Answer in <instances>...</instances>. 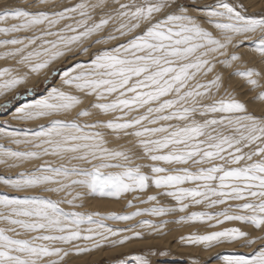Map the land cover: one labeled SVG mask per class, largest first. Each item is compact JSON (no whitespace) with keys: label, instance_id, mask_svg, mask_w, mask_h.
I'll use <instances>...</instances> for the list:
<instances>
[{"label":"snow or ice","instance_id":"snow-or-ice-1","mask_svg":"<svg viewBox=\"0 0 264 264\" xmlns=\"http://www.w3.org/2000/svg\"><path fill=\"white\" fill-rule=\"evenodd\" d=\"M245 43L252 66L239 52ZM0 61L11 62L0 64V96L33 76L59 79L12 114L46 124L0 121L7 141L0 163L41 161L0 175V185L24 193L0 194V264H65L72 253L142 238L136 227L159 232L168 223L113 229L105 219L176 212L186 213L179 223L250 227L181 239L206 248L239 241L250 255L222 264H264V235L253 234L264 233V112L249 111L226 83L239 77L252 100L264 102V13L247 14L241 0H15L0 7ZM61 61L72 62L52 67ZM11 103L0 104V116ZM153 187L140 200L151 206L128 214L75 210L86 197L119 199ZM37 192L64 195L29 194ZM192 206L203 210L187 212ZM132 259L150 264L143 254Z\"/></svg>","mask_w":264,"mask_h":264},{"label":"rangeland","instance_id":"rangeland-1","mask_svg":"<svg viewBox=\"0 0 264 264\" xmlns=\"http://www.w3.org/2000/svg\"><path fill=\"white\" fill-rule=\"evenodd\" d=\"M65 2H67V0ZM207 3H211V2H207ZM241 3L244 4V2L242 0H241ZM244 6L246 7L245 4H244ZM246 10H247V14H249V15L264 13V11L261 9H258V10L253 11V12H249V10L246 7ZM114 43H118V42H114ZM245 45L246 44H244V46ZM247 45H251V44L249 43ZM109 46H111V45H109ZM96 47H101V46H96ZM93 50H95V49H93ZM77 59L83 61L87 58L81 56V57H77ZM252 64L253 63H250V64L248 63L247 66H252ZM67 65H68L67 62L62 61L58 64H55L54 68L55 67L63 68V67H66ZM244 66H246V65H244ZM229 71H231V70L230 69L224 70V75L226 78H227ZM208 78L210 79L211 76H209ZM231 80H237L235 82L236 84L234 83L235 86L233 84H231V85L233 86L236 94L238 95L237 98L240 99L241 101L247 103L249 111L255 112L257 114L264 112V109H263V111H256L252 108V105L255 104V101L252 100V97L255 95L254 91L250 92L246 87H244L243 82L241 81V79L239 77H236V79H235V77H232ZM58 82H59L58 77L50 78L49 82H47V83L44 80L43 82H41L39 84L38 87L32 88L35 90L33 94H26V91L29 88L22 89L21 91L18 92L20 94L18 100H13V97L16 96V94L7 99V100L12 101V103L9 106V110L4 112L2 116L7 115L9 112H11L20 103L27 101V100H30V99H34L35 97L42 95L43 94L41 91L42 89L50 86L51 84H56ZM226 83H229V81H227V79H226ZM262 83H264V81H262ZM256 91H259V90H256ZM242 95H244V96H242ZM85 103H87V101H85ZM259 103L262 104V106H264V102H259ZM2 116H0V117H2ZM94 118L95 117L83 118V119L89 120V119H94ZM8 122L11 126L16 125V124H14V122H15L14 120L12 122L11 121H8ZM19 127L20 128H28L27 125H24V124L19 125ZM44 159L53 160L54 158L53 157H45ZM39 163H41V161L30 162L29 168L22 167V168L18 169V171L21 172L25 169H30L32 167V165L39 164ZM0 175H3V174L0 173ZM1 187H4V186L0 185V188ZM156 192H157V190L153 187V188H150L145 193H138V192L137 193H126L122 197H120L119 199L99 198L98 197L100 200H107L108 202H114V201L121 202V203H123L121 209H125V210H123L124 213L123 212L121 213L120 209L119 210L101 211V213L103 215H106V216L111 214V213L117 214L118 212H119V214H128V213L135 211L137 208L143 209V208L150 207L151 206L150 204H142V203H140V200L146 199L148 194H155ZM0 194H3V193H0ZM63 195H64L63 193H61L59 195L54 194V193H50V195H48V196H51V198H53V199H58V198H60V196H63ZM136 197H139V199H136ZM160 199L163 203H167L169 205H173L175 203L170 198L160 197ZM129 200L133 201V207H128L127 202ZM76 203L83 205L82 207H80V209H83V208L86 209L84 204H83L84 203L83 200H77ZM197 210H203V207L202 206H192L187 210V212L197 211ZM217 210H219V209L218 208L210 209L209 211H217ZM96 211H98V210H96ZM185 214L186 213L176 212V213L170 214L166 217H153V216H149V215H143V216L134 217L133 219H131L129 221H122L123 224H125V225L129 224L131 227V225L135 226L138 224V222L143 221L145 219L151 220L153 223H159L162 219L167 220L168 223H166L164 225V227L161 231H159L157 233L155 231L152 233V235L154 237H158V236H162L164 234H167V233H169V231H171L170 229L180 230V229L186 227L187 231L182 232V233H178V236L175 238L176 241L179 240L182 249H184V251H185L182 254L180 252L173 251L170 248H167L165 246L162 247V246H150V245L149 246L148 245L143 246V245H141L142 247L137 246L128 252H124V253L118 252V253H114L115 255L111 254L109 257H103L101 260L94 262L92 264H129V263H135V261L132 259V257L134 255H138V254L145 255L150 260V264H193V262H195V264H222L223 258L226 256H240V255L247 256V255H250L249 249L238 246L240 243L239 241L219 243V244H216L215 246L208 247V248L204 247L203 245H191V244L185 243L184 241H182L181 237L188 236L191 233L207 234V233H210L212 231H222L224 229L233 228V227L240 228L241 230L248 231V232L253 231L250 227L246 226L247 227L246 228L245 225L244 226L239 225L241 223L238 221H225L221 224H215V221L205 222V223H199V222H196V223H192V222L179 223V222H177L179 220V217L181 215H185ZM210 225H212V226H210ZM127 227H129V226H126V228ZM115 228L120 229V227H115ZM126 228L124 227L123 229H126ZM138 229L136 231H138ZM149 230H151V229H147V228H143V229L140 228L139 229V231L142 232V238L141 239H144L147 237V235L145 233H147ZM253 234L254 235H264V233H259V232H254ZM105 247H107V246H105ZM105 247H102V249H104ZM193 250H194V252H192ZM201 252L207 253V254L203 256L201 254ZM185 253H187V254H185ZM72 255H76V254L72 253ZM80 255H83V254H80Z\"/></svg>","mask_w":264,"mask_h":264},{"label":"bare ground","instance_id":"bare-ground-1","mask_svg":"<svg viewBox=\"0 0 264 264\" xmlns=\"http://www.w3.org/2000/svg\"><path fill=\"white\" fill-rule=\"evenodd\" d=\"M242 1L246 5V7L249 10V12H253V11H256L258 9H261V10L264 11V0H242ZM12 2H15V0H0V7H3V5L5 3H12ZM20 2L22 3L23 0H20ZM204 2L205 3L212 2V0H204ZM245 44H246L245 46H243V47H241L239 49V52L245 53L244 60L246 61L245 65L247 66L248 63L249 64L253 63V54L250 51L252 45H247L249 43H245ZM70 62H72V61H68L67 63H70ZM10 63H11L10 61L7 62V63H5L3 61H0V64H3V66H8ZM58 63H60V62H58ZM58 63H56V64H58ZM54 66H55V64L52 65L53 68H54ZM257 70H259V65L258 64H257ZM235 79H236V77H235ZM44 80L45 79H44V75L43 74H41L39 77L33 76L32 78H30L28 80L27 83L18 86L15 90L7 93L6 95L0 96V104L4 103V101H6L8 98L14 96L15 94H17L22 89L38 87L39 84L41 82H43ZM236 81L237 80H230L229 83L234 85V83ZM250 92H252V91H250ZM242 96H244V95H242ZM35 98H37V97H35ZM32 100L33 99L24 101V102L20 103L19 105H17L15 108L20 107L23 104L29 103ZM15 108L11 112H9L7 115L0 117V121L8 120V121L12 122L14 120L15 121L14 124H16V125H14L12 127L20 128L19 125H23L24 124V125H27L28 128H32V129L37 128L41 124H46L47 123V119H37V120H32V121H19V120L12 119V114L14 113ZM252 108L254 110H256V111H263L264 106H262V104H260L258 101H255V104L252 105ZM85 120H87V119H85ZM6 143H7V141H5L4 139H0V144H6ZM12 147H16V146L13 145ZM22 167L29 168L30 167V162H25L23 165H21L19 167H12V168L7 167L3 163H0V173H2L3 175H7V176H15L17 173L20 172V171H18V169H20ZM5 192H7V193H9L11 195H24V193H15L11 189H8L6 187H1L0 188V193H5ZM29 194H40V195H44V196L50 195V193H47V192H42V193L38 192V193H29ZM83 202H84L83 204H84L86 209H84V208L83 209L76 208L75 209L76 211L86 212V213H92V212L101 213V211L119 210L120 209L121 213H122L123 210H125V209H121V207L123 205V203H121V202H116V201L108 202L107 200H100L98 197H86V198L83 199ZM62 207H64L65 210H69V211L73 210L67 204L62 205ZM96 210H98V211H96ZM117 214H119V212ZM104 223L107 226L112 227L113 229H116L115 227H120V229H123L124 227L126 228V226L130 227L129 224L125 225V224H123L122 221H119V220L105 219ZM239 225L244 226L243 224H239ZM138 228L136 227L134 230H137ZM139 229H138V231H139ZM170 230L171 231H169V233L164 234L162 236H158V237H154L152 235V233L155 232V231L149 230L147 233H145L147 235V237L144 238V239H141V238L140 239H134V240H131V241H129V242L123 244V245H117L115 247L107 246L104 249H102V248L96 249V250H93V251H91L89 253H85L83 255H72L71 254L68 258H66L65 263L66 264H92L94 262H97V261L101 260L103 257H109L111 254L118 253V252L119 253L120 252H122V253L128 252V251H130L131 249H133V248H135L137 246L140 247L141 245H143V246H146V245H148V246L149 245L150 246H162V247L165 246L167 248H170L173 251H177V252H180L182 254L185 251H184V249H182L179 240L176 241L175 238L178 236V233H182V232L187 231L186 227L182 228L180 230H177V229H170ZM124 234H127V233H124ZM192 252H194V250ZM185 254H187V253H185ZM201 254L204 256L207 253L201 252ZM129 264H135V263H129Z\"/></svg>","mask_w":264,"mask_h":264}]
</instances>
